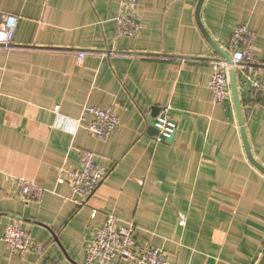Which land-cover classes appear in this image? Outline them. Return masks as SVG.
<instances>
[{
  "label": "crops",
  "instance_id": "crops-1",
  "mask_svg": "<svg viewBox=\"0 0 264 264\" xmlns=\"http://www.w3.org/2000/svg\"><path fill=\"white\" fill-rule=\"evenodd\" d=\"M120 1L0 0V16L18 18L13 45L0 47V264L38 259L2 241L13 221L44 245L43 259L86 264L108 215L161 249L166 264H260L264 174L246 156L233 102L212 103L210 63L221 57L207 40L228 52L234 28L246 24L264 64V0H204L199 14L198 0H136L134 38L115 36ZM243 81L246 137L264 169V112ZM90 108L119 118L103 141L85 130ZM163 109L176 123L170 143L149 135ZM83 151L107 175L77 207L70 185L57 180ZM16 178L41 187L42 199L21 204Z\"/></svg>",
  "mask_w": 264,
  "mask_h": 264
},
{
  "label": "built area",
  "instance_id": "built-area-1",
  "mask_svg": "<svg viewBox=\"0 0 264 264\" xmlns=\"http://www.w3.org/2000/svg\"><path fill=\"white\" fill-rule=\"evenodd\" d=\"M136 0H121L120 11L115 18V36L134 38L139 35L141 26L135 18ZM18 18L7 14L0 16V47L10 49L17 28ZM255 35L246 24L234 28L228 43V55L235 70L237 87L249 82L251 106L260 108L264 112V64L258 62L253 53ZM117 52H108L107 56H114ZM84 51L77 53V60L84 58ZM105 55V54H103ZM211 75L209 89L214 105L231 102L229 81V64L222 58L211 61ZM93 119L85 130L98 140L107 139L116 130L120 121L110 109H85ZM154 129L157 131L155 142H165L174 136L176 123L167 116V109H163L155 118ZM107 172L105 168L94 162L92 153L83 151L80 154L78 167L72 171H60L58 182H67L71 188L72 202L77 207H85L95 196ZM16 198L23 205L39 202L44 190L34 183L21 178L13 180ZM95 215V211L92 216ZM2 241L14 254L23 256L32 253L38 259L36 264H55L43 259L44 245L31 239L18 221H13L4 228ZM125 261L131 264H166L161 249L140 244L136 240L131 225H124L118 218L108 215L101 228L97 229L88 242L84 260L86 264H110L113 260Z\"/></svg>",
  "mask_w": 264,
  "mask_h": 264
},
{
  "label": "water",
  "instance_id": "water-1",
  "mask_svg": "<svg viewBox=\"0 0 264 264\" xmlns=\"http://www.w3.org/2000/svg\"><path fill=\"white\" fill-rule=\"evenodd\" d=\"M203 1L204 0H198L197 9H196L197 14H199V10H200V7H201ZM207 41L210 44V46L213 48V50L229 64V81H230V90H231L232 102H233V106H234V110H235V114H236L237 123H238V126L240 128V134H241V138H242V142H243V147H244L246 156H247L248 160L250 161V163L252 165H254V167H256L260 172H262L264 174V169L258 163H256L251 156L250 147L248 144V140H247L246 132H245V128H244L243 113H242L240 97H239V92H238V87H237L236 74H235V70L231 64V58L228 55V53H226L225 51H222L210 39H208ZM155 111H156V109H155ZM155 118L156 117L152 118L151 128L149 129V135H156V133H157V131L153 127L155 124ZM172 139H173V136L170 137L169 139H167L165 141V143H170L172 141ZM263 261H264V256H263V259L261 260L260 264H262Z\"/></svg>",
  "mask_w": 264,
  "mask_h": 264
},
{
  "label": "rangeland",
  "instance_id": "rangeland-1",
  "mask_svg": "<svg viewBox=\"0 0 264 264\" xmlns=\"http://www.w3.org/2000/svg\"><path fill=\"white\" fill-rule=\"evenodd\" d=\"M239 90L241 91V87H239Z\"/></svg>",
  "mask_w": 264,
  "mask_h": 264
},
{
  "label": "trees",
  "instance_id": "trees-1",
  "mask_svg": "<svg viewBox=\"0 0 264 264\" xmlns=\"http://www.w3.org/2000/svg\"><path fill=\"white\" fill-rule=\"evenodd\" d=\"M238 92H240L239 89H238ZM239 97H240V94H239Z\"/></svg>",
  "mask_w": 264,
  "mask_h": 264
},
{
  "label": "bare ground",
  "instance_id": "bare-ground-1",
  "mask_svg": "<svg viewBox=\"0 0 264 264\" xmlns=\"http://www.w3.org/2000/svg\"><path fill=\"white\" fill-rule=\"evenodd\" d=\"M222 58V57H221ZM223 59V58H222Z\"/></svg>",
  "mask_w": 264,
  "mask_h": 264
}]
</instances>
